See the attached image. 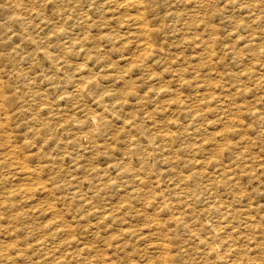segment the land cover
Masks as SVG:
<instances>
[{"label":"rangeland","instance_id":"obj_1","mask_svg":"<svg viewBox=\"0 0 264 264\" xmlns=\"http://www.w3.org/2000/svg\"><path fill=\"white\" fill-rule=\"evenodd\" d=\"M31 1H0V264H264V0Z\"/></svg>","mask_w":264,"mask_h":264},{"label":"bare ground","instance_id":"obj_2","mask_svg":"<svg viewBox=\"0 0 264 264\" xmlns=\"http://www.w3.org/2000/svg\"><path fill=\"white\" fill-rule=\"evenodd\" d=\"M0 1H1V0H0ZM12 1L17 2V4H18V2H19V0H17V1H16V0H12ZM22 1H23V0H22ZM28 1H29V0H28ZM28 1L26 0L25 4H26ZM42 1H43V0H42ZM46 1H47V0H46ZM46 1H45V2H46ZM48 1H49V0H48ZM56 1H57V0H56ZM10 2H11V1H10ZM10 2H9V3H10ZM20 2H21V1H20ZM31 2H33V0H32ZM52 2H54V1L52 0ZM52 2H51V3H52ZM91 2H92V1H91ZM119 2H120V1H119ZM119 2H118V4H119ZM4 3H5V1H4ZM6 3H7V2H6ZM23 3H24V2H23ZM51 3H50V5L52 6ZM77 3H78V2H77ZM82 3H83V2H82ZM140 3H141V0H122V3H120V4H121L122 6H124V7H129V6H130V7H131V6H136V7H137ZM188 3H189V2H188ZM1 4H2V2H1ZM13 4H14V3H13ZM19 4H20V3H19ZM44 4H45V3H44ZM54 4H55V3H54ZM15 5H16V4H15ZM20 5H21V4H20ZM32 5H33V4H31V6H32ZM35 5H36V2H35ZM57 5H58V4H57ZM75 5H76V4H75ZM140 5H141V4H140ZM143 5H145V4L143 3ZM5 6H6V5H5ZM5 6H4V7H5ZM10 6H11V5H10ZM10 6H9V7H10ZM18 6H19V5H18ZM21 6H22V5H21ZM27 6H28V5H26L25 7H27ZM36 6H39V5H36ZM55 6H56V5H55ZM72 6H73V4H72ZM79 6H80V5H78V8H79ZM9 7H8V8H9ZM29 7H30V3H29ZM33 7H34V6H33ZM33 7H30V8H33ZM69 7H71V6H69ZM75 7H76V6H75ZM88 7H90V6H88ZM88 7H87V8H88ZM144 7H145V6H144ZM6 8H7V7H6ZM11 8H12V7H11ZM30 8H29V9H30ZM85 8H86V7H85ZM133 8H134V7H133ZM133 8H132V9H133ZM137 8H138V7H137ZM140 8H141V7H140ZM17 9H19V8H17ZM21 9H22V8H21ZM24 9H26V8H24ZM65 9H66V8H65ZM83 9H84V8H83ZM124 9H126V8H124ZM124 9H123V10H124ZM15 10H16V9H15ZM63 10H64V9H63ZM67 10L70 11V9H67ZM81 10H82V8H81ZM128 10H129V9H128ZM137 10H138V9H137ZM142 10H144V9H142ZM142 10H140V11H142ZM1 11H2V10H1ZM20 11H21V10H20ZM24 11H25V10H24ZM29 11H30V10H29ZM41 11H42V10H41ZM56 11H57V9H56ZM65 11H66V10H65ZM71 11H72V13H73V12H75L76 10H75V11L71 10ZM85 11H86V10H85ZM126 11H127V9H126ZM138 11H139V10H138ZM7 12H8V11H7ZM18 12H19V11H18ZM18 12H17V13H18ZM32 12H33V10H32L31 12H29V13H32ZM49 12H50V11H49ZM62 12H63V11H62ZM66 12H67V11H66ZM86 12H87V11H86ZM122 12H123V11H122ZM157 12H158V11H157ZM1 13H2V12H1ZM12 13H13V12H12ZM17 13H16V14H17ZM22 13H23V12H22ZM26 13H27V15H28V12H26ZM35 13H36V12H35ZM51 13H52V12H51ZM63 13H64V12H63ZM79 13H80V12H79ZM79 13H78V14H79ZM82 13H83V12H82ZM140 13H141V12H140ZM155 13H156V12H155ZM3 14H4V13H3ZM3 14H1V15H3ZM19 14H20V13H19ZM46 14H47V13H46ZM49 14H50V13H49ZM58 14H59V13H58ZM133 14H134V13H133ZM137 14H139V13H137ZM141 14H142V13H141ZM144 14H145V13H144ZM210 14H211V12H210ZM210 14H209V15H210ZM1 15H0V16H1ZM5 15H6V14H5ZM10 15H11V14H10ZM13 15H14V14H13ZM17 15H18V14H17ZM22 15H24V14H22ZM22 15H21V16H22ZM27 15H26V16H27ZM44 15H45V14H44ZM65 15H66V14H65ZM70 15H71V14H70ZM142 15H143V14H142ZM24 16H25V15H24ZM32 16H33V15H32ZM42 16H43V15H42ZM50 16H51V15H49V19H50ZM73 16H74V14H73ZM80 16H81V15H80ZM83 16H84V15H83ZM83 16H82V17H83ZM6 17H7V15H6ZM28 17L31 18L29 15H28ZM45 17H46V16H44V18H45ZM53 17H54V16H53ZM56 17H57V16H56ZM60 17H61V16H60ZM84 17H85V16H84ZM131 17H132V15H131ZM139 17H140V16H139ZM144 17H145V16H144ZM210 17H211V16H210ZM7 18H8V17H7ZM13 18H14V17H13ZM13 18H11V19H13ZM36 18H37V17H36ZM36 18H35V19H36ZM44 18H43V19H44ZM75 18H76V17H75ZM85 18H86V17H85ZM129 18H130V17H129ZM132 18H133V17H132ZM205 18H206V17H205ZM1 19H2V18H1ZM17 19H18V18H17ZM17 19H16L15 21H17V23L19 22V24H20V21H18ZM21 19H22V18H20V20H21ZM41 19H42V17H41ZM47 19H48V18H47ZM52 19H53V18H52ZM52 19H51V20H52ZM134 19H135V18H134ZM141 19H142V18H141ZM145 19H146V18H145ZM145 19H144V20H145ZM160 19H161V18H160ZM206 19H207V18H206ZM209 19H210V18H209ZM211 19H212V18H211ZM211 19H210V20H211ZM24 20H25V19H24ZM32 20H33V19H31V21H32ZM45 20H46V19H45ZM80 20H81V19H80ZM83 20H84V19H83ZM83 20H82V21H83ZM138 20H140V19H138ZM157 20H158V19H157ZM10 21H11V20H9V23H11ZM12 21H14V20H12ZM15 21H14V23H15ZM22 21H23V20H22ZM27 21H28V20H27ZM47 21H48V20H47ZM135 21H136V19H135ZM145 21H146V20H145ZM147 21H149V20H147ZM147 21H146V22H147ZM205 21H207V20H205ZM1 22H2V21H1ZM4 22H5V21H4ZM23 22H24V21H23ZM23 22H22V23H23ZM28 22H29V21H28ZM32 22H33V21H32ZM50 22H54V21H50ZM139 22H140V23H139ZM139 22H138L139 27H137V28L139 29V30H138V31H139L138 35H139L140 33H141V34H145L146 32H149V31H147L148 29L146 28V24H145L146 22H144V21H142V20L139 21ZM6 23H7V22H6ZM6 23H4V24H6ZM24 23H25V22H24ZM26 23H27V22H26ZM37 23H38V22H37ZM37 23H35V24H37ZM135 23H137V21H136ZM4 24H3V25H4ZM39 24H40V23H39ZM78 24H79V23H78ZM148 24H149V23H148ZM206 24H207V23H206ZM8 25H9V24H8ZM11 25H12V23H11ZM37 25H38V24H37ZM45 25H46V24H45ZM50 25H51V24H50ZM50 25H49V26H50ZM85 25H86V24H85ZM85 25H84V26H85ZM173 25H174V24H173ZM0 26H1V25H0ZM40 26H41V25H40ZM49 26H47V27H49ZM58 26H59V25H58ZM79 26H82L81 23H80ZM137 26H138V25H137ZM147 26L149 27V25H147ZM210 26H211V25H210ZM14 27H15V26H14ZM44 27H45V26H44ZM82 27H83V26H82ZM208 27H209V26H208ZM53 28H54V30H55L56 27H53ZM53 28H52V29H53ZM211 28H212V27H211ZM6 29H7V28H6ZM25 29H26V27H25ZM30 29H31V27H30ZM30 29H29V30H30ZM44 29H45V28H44ZM207 29H208V28H207ZM212 29H213V28H212ZM35 30H36V29H35ZM40 30H41V28H40ZM46 30H47V29H46ZM46 30H44V31H46ZM49 30H50V28H49ZM59 30H60V29H59ZM65 30H66V29H65ZM82 30H83V29H82ZM149 30H150V28H149ZM6 31H7V30H6ZM37 31H38V30H37ZM212 31H213V30H212ZM214 31H215V30H214ZM214 31H213V32H214ZM0 32H1V31H0ZM7 32H8V31H7ZM11 32H14V31L11 30ZM50 32H51V31H50ZM52 32H53V31H52ZM55 32H56V31H55ZM58 32H59V31H58ZM64 32H65V31H64ZM162 32H163V31H162ZM207 32H209V31H207ZM3 33L5 34L4 29H3ZM3 33H2V35H3ZM14 33H16V31H15ZM26 33H27V32H26ZM34 33H35V32H34ZM41 33H42V32H41ZM47 33H48V30H47ZM69 33H70V32H69ZM81 33H82V32H81ZM83 33H84V32H83ZM6 34H7V33H6ZM27 34H28V33H27ZM42 34H43V36H44V34H46V33L43 32ZM48 34H49V33H48ZM141 34H140V36H142ZM0 35H1V34H0ZM13 35H15V34H13ZM13 35H12V37H15V36H13ZM32 35H33V34H32ZM59 35H60V34H59ZM66 35H67V34H66ZM83 35H84V34H83ZM83 35H82V36H83ZM85 35H86V34H85ZM3 36H4V35H3ZM7 36H9V35L7 34ZM30 36H31V35H30ZM52 36H53V35H52ZM55 36H56V35H55ZM82 36H81V37H82ZM100 36H101V35H100ZM118 36H119V35H118ZM143 36H144V35H143ZM143 36H142L141 38H139L140 40L138 41V44H139V46H140L139 48H141V49H143V48L149 46V43H148V42H150V41H148V40L146 41V40H145L146 38L144 39ZM5 37H6V36H5ZM18 37H19V36H18ZM25 37H26V36H25ZM27 37H28V36H27ZM34 37H35V35H34ZM40 37H41V36H40ZM46 37H48V36L46 35ZM57 37H58V35H57ZM75 37H76V36H74V38H75ZM78 37H79V36H78ZM94 37H95V36H94ZM101 37H103V35H102ZM116 37H117V35H116ZM120 37H121V36H120ZM131 37H132V36H131ZM137 37H138V36H136V39H138ZM146 37H147V36H146ZM149 37H151V36H149ZM149 37H148V38H149ZM0 38H1V37H0ZM6 38H7V37H6ZM8 38H9V37H8ZM20 38H24V37L21 36ZM30 38H31V37H30ZM32 38H33V37H32ZM35 38H36V37H35ZM68 38H70V37H68ZM76 38H77V37H76ZM125 38H126V37H125ZM125 38H124V39H125ZM128 38H129V37H128ZM128 38H127L126 41H128ZM151 38H152V37H151ZM151 38H150V40H151ZM3 39H4V38H2V39H0V40H3ZM17 39H18V38H17ZM43 39H44V38H43ZM90 39H91V37H90ZM96 39H97V38H96ZM100 39H101V38H100ZM103 39H104V37H103ZM106 39H107V42H108V41H109L108 38H106ZM106 39H105V40H106ZM115 39H116V38L114 37V40H115ZM56 40H57V39H56ZM68 40H69V39H68ZM80 40L83 42L82 39H80ZM94 40H95V38H94ZM133 40H135V39H133ZM162 40H163V39H162ZM3 41H4V40H3ZM9 41H10V43H11V40H9ZM9 41H6V42L8 43ZM15 41H16V40H15ZM29 41H30V40H29ZM45 41H46V40H45ZM52 41H53V40H52ZM58 41H59V40H58ZM74 41H75V40H74ZM90 41H91V40H90ZM97 41H98V40H95V42H97ZM201 41H202V40H201ZM213 41H214V40H213ZM31 42H32V41H31ZM55 42H56V41H55ZM71 42H72V41H71ZM99 42H101V41H99ZM120 42H122V41H120ZM123 42H124V41H123ZM123 42H122V43H123ZM134 42H135V41H134ZM206 42H208V41L206 40ZM209 42H210V41H209ZM38 43H39V42H38ZM84 43H85V42H84ZM88 43H89V41H88ZM92 43H93V42H92ZM92 43H91V45H92ZM108 43H109V42H108ZM112 43H113V45H114V41H112ZM161 43H162V42H161ZM3 44H4V43H3ZM11 44H12V43H11ZM13 44H14V43H13ZM19 44H20V43H19ZM27 44H28V43H27ZM29 44H31V43H29ZM45 44H46V43H45ZM59 44H62V43H59ZM59 44H58V45H59ZM110 44H111V43H110ZM116 44H117V43H116ZM133 44H134V43H133ZM135 44H136V43H135ZM153 44H154V43H153ZM167 44H168V43H167ZM204 44H205V43H204ZM204 44H203V46H204ZM15 45H16V44H15ZM23 45H24V44H23ZM25 45H26V44H25ZM25 45H24V46H25ZM63 45H64V44H63ZM74 45H75V44H74ZM80 45H81V44H80ZM80 45H79V46H80ZM85 45H86V44H85ZM97 45H98V44H97ZM97 45H96V46H97ZM107 45H108V44H107ZM123 45H124V44H123ZM127 45H128V43H127ZM206 45H207V44H206ZM24 46H23V47H24ZM26 46H27V45H26ZM29 46H30V45H29ZM53 46H54V44H53ZM60 46H61V45H60ZM86 46H87L88 48L90 47V45H89V46L86 45ZM121 46H122V45H121ZM121 46H119V47L121 48ZM137 46H138V45H137ZM137 46H135V47H137ZM153 46H154V45H153ZM160 46H161V45H160ZM211 46H212V45H211ZM61 47H62V46H61ZM70 47H71V46H70ZM84 47H85V46H84ZM87 47H85V48H87ZM91 47H92V46H91ZM97 47H98V46H97ZM99 47H100V45H99ZM102 47H103V46H102ZM131 47H132V46H131ZM150 47H151V46H150ZM150 47H149V48H150ZM185 47H186V46H185ZM207 47H208V46H206L205 48H207ZM14 48H15V47H14ZM33 48H34V47H33ZM43 48H44V47H43ZM57 48H58V47H57ZM71 48H72V47H71ZM93 48H94V49H97V48H95L94 46H93ZM123 48H124V47H123ZM147 48H148V47H147ZM161 48H162V47H161ZM161 48L158 49V50H161ZM165 48H166V47H165ZM165 48H164V49H165ZM199 48H200V47H199ZM209 48H210V47H209ZM209 48H208V49H209ZM19 49H20V48H19ZM31 49H32V48H31ZM47 49H48V47H47ZM61 49H63V47H62ZM90 49H91V48H90ZM98 49H99V48H98ZM134 49H135V48H134ZM162 49H163V48H162ZM197 49H198V48H197ZM28 50H29V49H28ZM28 50H27V51H28ZM35 50H36V49H35ZM56 50H57V49H56ZM64 50H65V49H64ZM81 50H82V49H81ZM87 50H88V49H87ZM87 50L85 49V51H87ZM121 50H122V49H121ZM130 50H131V49H130ZM139 50H140V49H139ZM199 50H200V49H199ZM203 50H207V49H203ZM203 50H201V51H203ZM18 51H19V50H18ZM27 51H26V52H27ZM32 51H33V50H32ZM32 51H31V52H32ZM38 51H39V50H38ZM42 51H43V50H41V52H42ZM58 51H59V49H58ZM68 51H69V50H68ZM73 51H74V50H73ZM76 51H77V50H76ZM95 51H96V50H95ZM97 51H98V50H97ZM107 51H108V50H107ZM140 51H141V50H140ZM151 51H152V49H151ZM163 51H164V50H163ZM163 51H162V52H163ZM33 52H34V51H33ZM46 52H47V51H46ZM80 52H81V51H79L78 53H80ZM105 52H106V50H105L102 54H105ZM130 52H131V51H130ZM146 52H147V51H146ZM205 52H206V51H205ZM208 52H209V51H208ZM211 52H212V51H211ZM35 53H36V52H35ZM57 53H58V52H57ZM62 53H64V52H62ZM66 53H69V52H66ZM71 53H72V52H71ZM75 53L77 54V52H75ZM100 53H101V52H100ZM107 53H108V52H107ZM128 53H129V52H128ZM155 53H156V51H155ZM157 53H158V52H157ZM160 53H161V52H160ZM160 53H159V54H160ZM230 53L233 54L232 52H230ZM235 53H237V52L235 51ZM28 54H29V53H28ZM43 54H45V53H43ZM43 54H42V55H43ZM47 54H48V53H47ZM49 54H50V53H49ZM55 54H56V53H55ZM73 54H74V53H73ZM87 54H88V53H87ZM87 54H86L85 52H84V54H83V55L86 56L85 59H87V57H88L89 55H92L91 52L88 54V56H87ZM116 54H117V53H116ZM119 54H121V53H119ZM131 54H133V53H131ZM131 54H130V55H131ZM134 54H135V53H134ZM141 54H142V53H141ZM144 54H145V53H144ZM159 54H158V56H159ZM25 55H26V54H25ZM32 55L35 56L34 53H33ZM53 55H54V54H53ZM56 55H57V54H56ZM64 55H65V54H64ZM152 55H153V54H152ZM206 55H207V54H206ZM28 56H29V55H27V58H28ZM33 56H32V57H33ZM36 56H37V54H36ZM43 56H44V55H43ZM54 56H55V55H54ZM73 56H74V55H73ZM75 56H76V55H75ZM81 56H82V55H81ZM98 56H99V55H98ZM107 56L109 57L110 54L108 53ZM116 56H117V55H116ZM122 56H123V55H122ZM125 56L127 57V52H126ZM131 56H132V55H131ZM139 56H140V55H139ZM147 56H148V55H147ZM161 56H162V55H161ZM164 56H165V55H164ZM209 56H210V55H209ZM9 57H11V56H9ZM13 57H14V56H13ZM13 57H12V58H13ZM20 57H21V56H20ZM46 57H47V56H45V58H46ZM48 57H49V56H48ZM50 57H52V55H51ZM77 57H78V56H77ZM89 57H90V56H89ZM99 57H100V56H99ZM104 57H105V56H104ZM129 57H130V56H129ZM143 57H144V56H143ZM153 57H154V56H153ZM155 57H156V56H155ZM159 57H160V56H159ZM159 57H158V58H159ZM176 57H177V56H176ZM176 57H175V58H176ZM182 57H183V56H182ZM182 57H181V58H182ZM205 57H206V56H205ZM25 58H26V57H25ZM33 58H34V57H33ZM37 58H39V57H37ZM53 58H54V57H53ZM55 58H56V60L58 59V57H55ZM66 58H67V57H66ZM66 58H64L65 61H66ZM68 58H69V57H68ZM75 58H76V57H75ZM94 58H95V57H94ZM102 58H103V56H102ZM119 58H120V57H119ZM123 58H124V57H123ZM136 58H137V57H136ZM138 58H139V57H138ZM158 58H156V59H158ZM162 58H163V56H162ZM207 58H208V57H207ZM18 59H19V58H18ZM18 59L16 58V62L20 61V59H19V60H18ZM62 59H63V58H61V60H62ZM69 59H70V58H69ZM100 59H101V58H100ZM107 59H108V58H107ZM130 59H132V58H130ZM139 59H140V58H139ZM144 59H145V58H144ZM8 60H9V58H8ZM17 60H18V61H17ZM21 60H22V57H21ZM45 60H46V59H45ZM87 60H88V59H87ZM96 60H98V59H96ZM112 60H113V59H112ZM135 60H136V59H135ZM184 60H185V58H184ZM211 60H212V59H211ZM9 61H10V60H9ZM14 61H15V59H14ZM27 61H28V60H27ZM36 61H37V60H36ZM40 61H41V60H40ZM42 61H44V60H42ZM52 61H53V60H52ZM84 61H85V60H84ZM104 61H105V60H104ZM124 61H125V59H124ZM124 61H123V63H124ZM126 61H127V59H126ZM138 61H139V60H138ZM138 61H137V62H138ZM159 61H161V60H159ZM177 61H178V60H177ZM177 61H176V62H177ZM208 61H210V60H208ZM12 62H13V61H12ZM55 62H56V61H55ZM67 62H68V59H67ZM81 62H82V61H81ZM86 62H88V61H86ZM100 62H101V61H100ZM106 62H107V61H106ZM129 62H131V61L129 60ZM137 62H135V63H137ZM142 62H143V60H142ZM142 62H141V63H142ZM153 62H154V61H153ZM157 62H158V60H157ZM182 62H183V61H182ZM188 62H189V61H188ZM52 63H53V62H52ZM71 63H72V61H71ZM79 63H80V62H79ZM102 63H103V62H102ZM102 63H100V65H101ZM132 63H133V61H132ZM144 63H145V62H144ZM148 63H149V62H148ZM170 63H171V62H170ZM177 63H178V62H177ZM179 63H181V62L179 61ZM13 64H14V63H13ZM83 64H84V63H83ZM94 64H95V61H94ZM97 64H98V65H97ZM97 64H95V65L99 66V63H97ZM109 64H110V62H109ZM124 64H126V66H127V63H126V62H125ZM129 64H130V63H129ZM129 64H128V65H129ZM139 64H140V62H139ZM173 64H175V63H173ZM181 64H182V63H181ZM183 64H184V63H183ZM14 65H15V64H14ZM52 65H53V64H52ZM76 65L81 66V64H76ZM103 65H104V64H103ZM107 65H108V63H107ZM107 65H106V66H107ZM136 65H137V64H136ZM140 65H141V64H140ZM142 65H144V64H142ZM142 65H141V66H142ZM146 65H149V64L145 63V66H142V67H145V68H146ZM151 65H152V64H151ZM176 65H177V64H176ZM15 66H16V65H15ZM56 66H58V65H56ZM85 66H86V64H85ZM85 66H84V67H85ZM87 66H88V65H87ZM90 66H91V65H90ZM108 66H109V65H108ZM110 66H111V65H110ZM134 66H135V65H134ZM149 66H150V65H149ZM149 66H148V67H149ZM178 66H179V65H178ZM185 66H186V65H184V67H185ZM48 67H49V66H48ZM103 67H104V66H103ZM103 67H102V68H103ZM116 67H118V66H116ZM120 67H121V66H120ZM120 67H119V68H120ZM137 67H138V66H137ZM137 67H136V68H137ZM148 67H147V68H148ZM15 68H16V67H15ZM15 68H14V69H15ZM21 68H22V67H21ZM54 68H55V67H54ZM64 68H65V67H64ZM74 68H75V67H74ZM77 68H78V67H77ZM86 68H87V67H86ZM88 68H89V69H90V68L92 69L93 67H89V66H88ZM112 68H113V67H112ZM129 68H130V65H129ZM129 68H128V69H129ZM147 68H146V69H147ZM150 68H151V66H150ZM172 68H173V66H172ZM177 68H178V67H177ZM19 69H20V68H19ZM58 69H59V68H58ZM58 69L56 68V70H58ZM80 69H81V67L78 69L79 72L81 73ZM122 69H123V68H122ZM180 69H181V65H180ZM187 69H188V68H187ZM15 70H16V69H15ZM56 70H55V71H56ZM59 70H60V69H59ZM74 70L76 71V69H74ZM74 70H73V72H74ZM92 70H93V69H92ZM114 70H115V69H114ZM114 70H113V71H114ZM117 70H119V69H117ZM117 70H116V71H117ZM133 70H134V69H133ZM148 70H149V69H148ZM171 70H172V69H171ZM173 70H174V69H173ZM183 70H184V73H185V69H184V68H183ZM21 71H22V69H21ZM55 71H54V72H55ZM62 71H63V70H61V72H62ZM102 71H104V70H102ZM121 71H122V70H121ZM134 71H135V70H134ZM138 71H139V69H138ZM143 71H144V69H142V72H143ZM179 71H180V70H179ZM181 71H182V70H181ZM181 71H180V73H181ZM18 72H19V71H18ZM22 72H24V71H22ZM25 72H27V71H25ZM52 72H53V70H52ZM52 72H51V73H52ZM58 72H59V71H58ZM76 72H77V71H76ZM117 72H118V71H117ZM123 72H124V70H123ZM125 72H126V71H125ZM142 72H140V74H141ZM174 72L177 73V71H174ZM14 73H15V72H14ZM51 73H50V74H51ZM55 73H56V72H55ZM80 73H79V74H80ZM85 73H86V71H85ZM89 73H91L90 70H89L88 74H89ZM105 73H106V72H105ZM130 73H131V72H130ZM135 73H136V72H135ZM146 73H147V72H146ZM150 73H151V72H150ZM180 73H179V74H180ZM16 74H17V72H16ZM24 74H25V73H24ZM53 74H54V73H53ZM65 74H66V72H65ZM70 74L72 75V73L69 72V75H70ZM79 74H78V75H79ZM82 74H84V73H82ZM88 74H87V75H88ZM93 74H94V73H93ZM95 74H96V73H95ZM97 74H98V71H97ZM155 74H156V73H155ZM171 74H172V73H171ZM179 74H177V75L179 76ZM21 75H22V74H21ZM55 75L57 76V74H55ZM55 75H54V76H55ZM73 75H75V74H73ZM84 75H85V74H84ZM89 75H90V74H89ZM89 75H88V76H89ZM119 75H120V74H119ZM24 76H25V75H24ZM32 76H33V75H32ZM51 76H52V75H51ZM54 76H53V77H54ZM95 76H97V75H95ZM100 76H102V74H101ZM115 76H116V75H115ZM120 76H121V75H120ZM120 76L117 75L115 78L120 77ZM171 76H172V75H171ZM22 77H23V76H22ZM25 77H26V76H25ZM29 77H30V76H29ZM58 77L60 78V77H62V75H61V76H58ZM69 77H70V76H69ZM72 77H73V76H72ZM75 77H77V76H75ZM84 77H87V76H84ZM90 77H91V76H90ZM103 77H104V76H103ZM122 77H123V76H122ZM128 77H129V76H128ZM141 77H142V76H141ZM158 77H159V76H158ZM180 77H181V76H180ZM180 77H179V79H180ZM183 77H184V76H183ZM221 77H222V76H221ZM55 78H56V77H55ZM66 78H67V77H66ZM78 78H79V77H78ZM88 78H89V77H88ZM88 78H86V79H88ZM95 78H96V77H95ZM130 78H133V76H131ZM130 78H129V80H132V79H130ZM145 78H146V77H145ZM156 78H157V77H156ZM171 78H172V77H171ZM28 79H29V78H28ZM60 79H61V78H60ZM73 79H75V78H73ZM76 79H77V78H76ZM117 79H119V78H117ZM123 79H124V81H125L126 78H123ZM149 79H150V78H149ZM173 79H174V78H173ZM175 79H177V78H175ZM62 80H64V79H62ZM65 80H66V79H65ZM81 80H82V78L80 79V81H81ZM102 80H103V79H102ZM121 80H122V79H121ZM180 80H181V79H180ZM211 80H212V79H211ZM21 81H22V80H21ZM26 81H27V78H26ZM67 81H68V80H67ZM77 81H78V80H77ZM83 81H84V79H83ZM85 81H87V80H85ZM105 81H106V80H105ZM111 81H112V80H111ZM113 81H115V80H113ZM147 81H148V80H147ZM169 81H170V80H169ZM177 81L179 82L178 79H177ZM1 82H2V80H1ZM24 82H25V81H24ZM27 82H29V81H27ZM27 82H26V83H27ZM70 82H72V81H70ZM75 82H76V81H75ZM87 82H88V81H87ZM87 82H86V84H87ZM91 82H92V81H91ZM97 82H98V81H97ZM107 82H108V81H107ZM133 82H134V81H133ZM178 82H176V83H178ZM182 82H183V79H182ZM212 82H214V81L212 80ZM215 82H216V81H215ZM58 83H59V82H58ZM73 83H74V82H73ZM84 83H85V82H84ZM115 83H116V82H115ZM122 83H123V82H122ZM126 83H127V81H126ZM131 83H132V81H130V84H131ZM179 83H180V82H179ZM218 83H219V82H218ZM218 83H217V84H218ZM0 84H1V83H0ZM21 84H22V83H21ZM24 84H25V83H24ZM24 84H22V85H24ZM79 84H80V83H79ZM79 84L76 86V89H78V90L80 89V90H81L82 87H81V85H79ZM93 84H94V83H93ZM102 84H103V83H102ZM133 84H134V83H133ZM167 84H168V83H167ZM207 84H209V83H207ZM222 84H223V83H222ZM7 85H8V84H7ZM95 85H97V84H95ZM95 85H94V86H95ZM99 85H100V84H99ZM108 85H109V84H108ZM110 85H111V84H110ZM112 85H113V84H112ZM121 85H122V84H121ZM172 85H174V82H173V84L171 83V86H172ZM203 85H204V84H203ZM203 85H202V86H203ZM211 85H212V84H211ZM28 86H29V85H28ZM28 86H27V87H28ZM65 86H66V84L64 85V87H65ZM97 86H98V85H97ZM104 86H105V85H104ZM113 86H114V85H113ZM119 86H120V85H119ZM119 86H118V87H119ZM124 86H125V84L122 85V87H124ZM128 86H129V85H128ZM133 86H134V85H133ZM162 86H163V85H162ZM165 86H166V85H165ZM165 86H163V87H165ZM174 86H175V85H174ZM176 86H177V85H176ZM176 86H175V88H176ZM208 86H209V85H208ZM2 87H3V86H2ZM29 87H30V86H29ZM92 87H93V86H92ZM102 87H103V85H102ZM122 87H121V88H122ZM125 87H126V86H125ZM130 87H131V86H130ZM163 87H162V88H163ZM166 87H167V86H166ZM209 87H210V86H209ZM214 87H215V86H214ZM111 88H112V87H111ZM126 88H127V87H126ZM128 88H129V87H128ZM170 88H171V87H170ZM175 88H174V89H175ZM202 88H203V87H202ZM215 88H216V87H215ZM1 89H2V88H1ZM65 89H66V88H65ZM76 89H75V90H76ZM84 89H85V88H84ZM96 89H97V88H96V86H95V91H96ZM98 89H99V88H98ZM112 89H113V88H112ZM112 89H111V90H112ZM167 89H169V87H168ZM178 89H179V88H178ZM200 89H201V88H200ZM200 89H199V91H201ZM204 89H205V88H204ZM209 89H212V88H209ZM209 89H207V90H209ZM213 89H214V88H213ZM78 90H77V92H76V95H77V93H78ZM90 90H93V89H90ZM102 90H103V89H102ZM119 90H120V89H119ZM119 90H117V91H119ZM121 90H122V89H121ZM125 90H126V89H125ZM133 90H134V89H133ZM146 90H147V89H146ZM156 90H159V87H158V89H156ZM172 90H173V88H172ZM214 90H215V89H214ZM217 90H218V88H217ZM67 91H69V90H67ZM70 91H71V90H70ZM87 91H88V90H87ZM97 91H98V90H97ZM99 91H100V90H99ZM107 91H108V90H107ZM168 91H170V90H168ZM178 91H179V90H178ZM178 91H177V92H178ZM205 91H206V90H204V92H205ZM211 91H213V90H211ZM32 92H33V91H32ZM79 92H80V91H79ZM81 92H84V91L82 90ZM85 92H86V91H85ZM104 92H105V91H104ZM108 92H109V91H108ZM123 92H124V91H123ZM125 92H126V91H125ZM134 92H135V91H134ZM162 92H163V91H162ZM174 92H176V89H175ZM181 92H182V91H181ZM206 92H207V91H206ZM206 92H205V93H206ZM208 92H209V91H208ZM213 92H214V91H213ZM216 92H217V91H216ZM0 93H2V92H0ZM66 93H67V92H66ZM70 93H71V92H70ZM102 93H103V92H102ZM105 93H106V92H105ZM112 93H113V92H111V94H112ZM118 93H119V92H118ZM179 93H180V92H179ZM179 93H178V94H179ZM214 93H215V92H214ZM225 93H226V92H224V94H225ZM68 94H69V92H68ZM78 94H79V93H78ZM82 94H83V93H82ZM90 94H91V93H90ZM96 94H97L96 96L99 95L98 92H97ZM108 94H110V93H108ZM181 94H183V93H181ZM181 94H180V96H181ZM199 94H201V92H200ZM202 94H203V91H202ZM210 94H211V93H210ZM71 95H72V94H71ZM91 95H92V94H91ZM91 95H89V96L91 97ZM166 95H168V94H166ZM175 95H176V93H175ZM212 95H213V93H212ZM214 95H215L214 97H216V98L218 97V96H217L218 93H217V95H216V93H215ZM78 96H79V95H78ZM83 96H84V95H83ZM99 96H100V95H99ZM106 96H108V95H106ZM117 96H118V95H117ZM120 96H121V95H119L118 99L120 98ZM126 96H128V94H127ZM169 96H170V94H169ZM169 96H168V97H169ZM173 96H174V95H173ZM184 96H185V95H184ZM206 96H210V95H206ZM206 96H205V97H206ZM219 96H220V95H219ZM75 97H76V96H75ZM80 97H81V96H80ZM94 97H95V96H94ZM101 97H103V94H102V96L99 97V98L102 100ZM114 97H115V96H114ZM142 97H144V95H143ZM142 97H141V98H142ZM155 97H156V96H155ZM164 97H165V96H164ZM178 97H179V96H178ZM200 97H202V95H201ZM200 97H199V98H200ZM203 97H204V96H203ZM203 97H202V98H203ZM212 97H213V96H212ZM214 97H213V98H214ZM72 98H73V96H72ZM159 98H160V97H159ZM169 98H171V96H170ZM176 98H177V97H176ZM180 98H181V97H180ZM188 98H189V97H188ZM191 98H192V97H191ZM191 98L188 99V100H191V101H192L193 99H191ZM195 98H196V97H195ZM208 98H209V97H208ZM218 98H219V97H218ZM223 98H224V97H223ZM223 98H222V99H223ZM76 99H77V98H76ZM96 99H97V98H96ZM105 99H106V98H105ZM121 99L123 100L124 98H121ZM121 99H120V101H121ZM125 99H127V97H125ZM142 99H143V98H142ZM144 99H145V98H144ZM174 99H175V98H174ZM186 99H187V97H186ZM197 99H198V98H197ZM222 99H221V102H224V101H222ZM226 99H227V98H226ZM226 99H225V100H226ZM86 100H87V99H86ZM88 100H89V99H88ZM94 100H95V99H94ZM94 100H93V101H94ZM97 100H99V99H97ZM114 100L116 101V99H114ZM171 100H173V98H172ZM177 100H178V98H177ZM213 100H214V99H213ZM219 100H220V99H219ZM90 101H91V100H90ZM102 101H103V100H102ZM108 101H109V100H108ZM112 101H113V100H112ZM118 101H119V100H118ZM144 101H145V100H144ZM144 101H143V102H144ZM163 101H164V100H163ZM165 101H166V100H165ZM167 101H168V100H167ZM174 101H176V100H174ZM178 101H179V100H178ZM180 101H181V100H180ZM183 101H184V99H183ZM183 101H182V102H183ZM195 101H196V100H195ZM199 101H201V100H199ZM215 101H216V100H215ZM217 101H218V100H217ZM77 102H78V100H77ZM80 102H81V101H80ZM97 102H98V101H97ZM105 102H106V101H105ZM133 102H134V101H133ZM145 102H146V101H145ZM145 102H144V103H145ZM161 102H162V101H161ZM221 102H220V103H221ZM0 103H1V102H0ZM88 103H89V102H88ZM101 103H102V102H101ZM101 103H100V104H101ZM122 103H123V102H122ZM166 103H167V102H166ZM166 103H165V105H166ZM172 103H173V102H172ZM185 103H186V102H185ZM190 103H191V102H190ZM198 103H199V102H198ZM220 103H219V104H220ZM97 104H99V103H97ZM104 104H106V103H104ZM104 104H103V105H104ZM108 104H109V103H108ZM110 104H111V103H110ZM167 104H168V103H167ZM169 104H170V102H169ZM176 104H177V103H176ZM222 104H223V103H222ZM87 105H88V104H87ZM90 105H91V104H90ZM101 105H102V104H101ZM121 105H122V104H121ZM144 105H145V104H144ZM165 105H164V106H165ZM178 105H179V104H178ZM185 105H186V104H185ZM192 105H193V102H192ZM192 105H191V107L193 108ZM205 105H206V104H205ZM205 105H204V106H205ZM220 105H221V104H220ZM85 106H86V105H85ZM95 106H96V105H95ZM111 106H112V104H111ZM168 106H169V105H168ZM176 106H177V105H176ZM197 106H198V105H196V107H197ZM199 106H200V105H199ZM199 106H198V107H199ZM98 107H99V106H98ZM101 107H102V106H101ZM189 107H190V106H189ZM196 107H195V108H196ZM217 107H218V106H217ZM89 108H90V106H89ZM127 108H128V107H127ZM134 108H135V107H134ZM146 108H147V107H146ZM168 108H169V107H168ZM174 108H175V107H174ZM218 108H219V107H218ZM224 108H225V107H224ZM224 108L222 107V109H224ZM226 108L229 109V104H228V106H227ZM230 108H231V107H230ZM86 109H87V108H86ZM90 109H91V108H90ZM99 109H100V108H99ZM109 109H110V108H109ZM109 109H108V110H109ZM179 109H180V108H179ZM186 109H187V107H186ZM201 109H202V108H201ZM101 110H102V109H101ZM101 110H100V114H101ZM103 110H104V107H103ZM117 110H118V109H117ZM120 110H121V109H120ZM180 110H181V109H180ZM190 110H192V109H190ZM197 110H198V109H197ZM199 110H200V109H199ZM224 110H225V109H224ZM224 110H223V111H224ZM143 111H144V110H143ZM148 111H149V110H148ZM183 111H185V110H183ZM227 111H228V110H226V112H227ZM229 111H230V110H229ZM93 112H94V111H93ZM112 112H113V111H112ZM145 112H146V110H145ZM193 112L195 113V110H194ZM106 113H107V112H106ZM108 113H110V112L108 111ZM115 113H116V111L114 112V114H115ZM132 113H134V112H132ZM222 113H223V112H222ZM6 114H7V113H6ZM6 114H5V115H6ZM90 114H91V113H90ZM93 114H94V113H93ZM100 114H99V115H100ZM118 114H119V113H118ZM130 114H131V113H130ZM146 114H147V113H146ZM150 114H151V113H150ZM191 114H192V113H191ZM102 115H103V114H102ZM110 115L113 116V114H110ZM134 115H135V114H134ZM134 115L131 114V117H134ZM227 115H228V114H227ZM1 116H2V115H1ZM87 116L89 117V115H87ZM103 116H106V115H103ZM141 116H142V115H141ZM141 116H140V117H141ZM4 117H5V116H4ZM78 117H79V116H78ZM90 117H91V115H90ZM116 117H117V116H116ZM131 117H130V118H131ZM2 118H3V117H2ZM86 118H87V117H86ZM86 118H85V119L83 118V119H84L85 121H87L88 118H87V119H86ZM95 118H98V117H95ZM100 118H102V116H101ZM100 118H99V119H100ZM106 118H107V117H106ZM106 118H105V120H106ZM122 118H123V117H122ZM128 118H129V117H128ZM76 119H78V118H76ZM76 119H75V120H76ZM118 119H119V118H118ZM120 119H121V118H120ZM1 120H2V119H1ZM71 120H72V119H71ZM90 120H91V119H90ZM77 121H80V123H81L82 120L79 119V120H77ZM106 121H107V120H106ZM138 121H139V120H138ZM71 122H73V121H71ZM92 122H93V120H92ZM97 122H98V121H97ZM97 122H96V123H97ZM124 122H125V121H124ZM139 122H140V121H139ZM69 123H70V122H69ZM83 123H84V122H83ZM89 123H90V122H89ZM94 123H95V122H93V124H94ZM99 123H100V124H103L104 122L101 123V122L99 121ZM122 123H123V121H122ZM167 123H168V121L166 122V124H167ZM170 123H171V122H170ZM0 124H1V123H0ZM93 124H91V125L93 126ZM116 124H117V123H116ZM125 124H126V122H125ZM81 125H82V123H81ZM84 125H85V124H84ZM88 125H90V124H88ZM112 125H113V124H112ZM123 125H124V124H123ZM127 125H128V124H127ZM140 125H141V124H140ZM161 125H162V124H161ZM161 125H160V127H161ZM164 125H165V124H164ZM92 126H90V127H92ZM102 126H103V125H102ZM104 126H105V125H104ZM130 126H131V125H130ZM165 126H166V125H165ZM165 126H163V127H165ZM167 126H169V125H167ZM81 127H82V126H81ZM85 127H86V126H85ZM97 127H98V126H97ZM97 127H96V128H97ZM108 127H109V125H108ZM83 128H84V126H83ZM96 128H95V129H96ZM123 128H125V127H123ZM126 128H127V127H126ZM136 128H137V127H136ZM138 128H139V127H138ZM90 129H91V128H90ZM98 129H99V128H98ZM134 129H135V128H134ZM0 130H1V129H0ZM101 130H102V129H101ZM140 130H141V129H140ZM158 130H159V129H158ZM165 130H168L167 127H166ZM163 131H164V130H163ZM88 132H89V131H88ZM130 132H131V131H130ZM149 132H150V131H149ZM97 133H98V132H97ZM111 133H112V132H111ZM117 133H118V132H117ZM117 133H116V134H117ZM165 133H166V132H165ZM100 134H101V133H100ZM116 134H115V135H116ZM157 134H158V133H157ZM167 134H169V132H168ZM167 134L164 135V133H163V136H166ZM171 134H173L172 131H171ZM171 134L168 135V136H171ZM96 135H97V134H96ZM130 135H132V134H130ZM159 135H160V134H159ZM141 136L143 137V135H141ZM141 136H140V137H141ZM144 136H145V135H144ZM163 136H162L161 138H163ZM90 137H92V135H91ZM132 137H133V136H132ZM172 137H173V136H172ZM88 138H89V137H88ZM129 138H130V137H129ZM134 138H135V137H134ZM156 138H158V137H156ZM161 138H160V139H161ZM168 138H169V137H168ZM170 138H171V137H170ZM131 139H132V138H131ZM165 139H166V138H165ZM144 140H146V139L144 138ZM161 140H163V139H161ZM170 140H171V139H170ZM130 141H131V140H130ZM133 141H134V139H133ZM147 141H148V140H147ZM139 142H140V141H139ZM148 142H149V141H148ZM164 142H165V141H164ZM0 143H1V142H0ZM128 144H129V143H128ZM150 144L152 145V143H149V145H150ZM0 146H1V145H0ZM122 146H123V145H122ZM129 146H130V144H129ZM129 146H128V147H129ZM124 147H126V146H124ZM146 147H147V146H146ZM151 148H152V147H151ZM145 149H146V148H145ZM147 149H148V148H147ZM13 150H14V149H13ZM122 150H124V148H123ZM126 150H127V149H126ZM128 150H129V149H128ZM128 150H127V151H128ZM148 150H149V149H148ZM0 151H1V150H0ZM141 151H142V150H141ZM154 151H155V149H154ZM12 152H13V151H12ZM128 152H129V151H128ZM135 152H136V151H135ZM144 152H145V151H144ZM13 153H14V152H13ZM15 153H16V152H15ZM130 153H131V152H130ZM130 153H129L127 156H129ZM133 153H134V152H133ZM11 154H12V153H11ZM11 154H10V155H11ZM116 154H117V153H116ZM134 154H135V153H134ZM145 154H148V156H149V152H148V153H145ZM10 155H9V156H10ZM17 155H18V154H17ZM17 155H16V156L11 155V156H13V158L19 160V159H18L19 157L17 158ZM121 155H122V154H121ZM143 155H144V154H143ZM145 156H146V155H145ZM136 157H137V156H136ZM138 157H139V156H138ZM138 157H137V158H138ZM13 158H12L11 160H13ZM21 158H22V157H21ZM74 158H75V157H74ZM123 158H125V156H123ZM146 158H147V157H146ZM151 158H152V157H151ZM24 159H25V158H24ZM120 159H121V158H120ZM142 159H144V156L142 157ZM148 159H149V158H148ZM21 160H22V159H21ZM21 160H20V161H21ZM123 160H124V159H122V161H123ZM24 161H25V160H24ZM118 161H119V160H118ZM118 161H117V162H118ZM120 161H121V160H120ZM147 161H148V160H147ZM14 162H17V161L14 160ZM26 162H27V161H26ZM22 163H24V162H22ZM146 163H147V162H146ZM24 164H25V163H24ZM21 165H23V164H21ZM121 165H122V164H121ZM17 166H18V165H17ZM17 166H16V167H17ZM122 166H123V165H122ZM0 167H1V164H0ZM120 167H121V166H120ZM248 167H249V166H248ZM248 167H247V168H248ZM18 168H20V167L18 166ZM25 168H26V167H25ZM26 169H28V167H27ZM138 169H139V168H138ZM138 169H137V170H138ZM146 169H147V168H146ZM146 169H144V170H146ZM251 169H252V168L250 167V171H251ZM135 170H136V169H135ZM247 170H248V169H247ZM253 170H254V168H253ZM20 171H21V170H20ZM24 171H25V170H24ZM132 171H133V170H132ZM132 171H131V173H132ZM148 171H149V170H148ZM148 171H147V175H148ZM22 172H23V170H22ZM29 172H30V171H29ZM34 172H35V171H34ZM136 172H138V171H136ZM145 172H146V171H145ZM20 173H21V172H20ZM27 173H28V172H27ZM27 173H26V174H27ZM30 173H31V172H30ZM32 173H33V172H32ZM32 173H31V174H32ZM35 173H36V172H35ZM149 173H150V172H149ZM23 174H24V173H23ZM31 174H30V175H31ZM134 174L136 175L135 171H134ZM137 175H138V174H137ZM140 175H141V174H140ZM24 176H28V174H27V175H23V177H24ZM35 176H36V175H35ZM31 177H34V174H33V176H31ZM31 177H30V179H31ZM144 177H145V176H144ZM24 178H25V177H24ZM135 178H136V176L134 177V179H135ZM134 179H133V180H134ZM148 179H149V177H148ZM23 180H24V179H23ZM25 180H26V179H25ZM26 181H27V180H26ZM32 181H33V178H32ZM146 181H147V180H146ZM149 181H150V180H149ZM133 182H134V181H133ZM76 183H77V182H76ZM134 183H135V182H134ZM148 183H149V182H148ZM30 184H32V183H30ZM0 185H1V184H0ZM121 185H123V184H121ZM147 185H148V184H147ZM80 186H81V185L79 184V187H80ZM35 188H36V187H35ZM36 189H37V188H36ZM76 189H77V187H76ZM43 190H44V189H43ZM43 190H41V191L43 192ZM74 190H75V189H74ZM80 190H82V188H81ZM80 190H79V191H80ZM33 192H34V191H33ZM38 192H39V191H38ZM70 192H73V191H70ZM40 193H41V192H40ZM43 193H44V192H43ZM81 194H82V192H81ZM45 195H46V194H45ZM71 195H72V194H71ZM79 195H80V194H79ZM80 196H81V195H80ZM47 198H49V197H47ZM81 198H82V196H81ZM85 198H86V197H85ZM85 198H84V200H85ZM49 199H50V198H49ZM45 200H48V199H45ZM84 200H83V201H84ZM87 200H88V199H87ZM87 200H86V201H87ZM50 201H51V200H50ZM50 201H49V202H50ZM43 202H44V201H43ZM43 202H42V203H43ZM84 202H85V201H84ZM44 203H46V202H44ZM47 203H48V202H47ZM53 204H54V203H53ZM41 205H42V204H41ZM49 205H50V204H49ZM49 205H48V206H49ZM46 206H47V205H46ZM51 206H52V205H51ZM42 207H43V206H42ZM49 207H50V206H49ZM52 207H53V206H52ZM40 208H41V207H40ZM44 208H45V207H44ZM46 208H47V207H46ZM56 208H58V207H56ZM45 210H46V209H45ZM58 210H59V209H58ZM46 211H47V210H46ZM46 211H45V213H46ZM57 212H58V211H57ZM54 214H55V213H54ZM57 214H58V213H57ZM52 217H56V216L53 215ZM57 217H58V216H57ZM60 217H61V216H60ZM60 217H59V218H60ZM50 218H51V217H50ZM59 218H58V219H59ZM61 218H62V217H61ZM53 220H54V218H53ZM58 221H59V220H58ZM54 222H55V221H54ZM71 224H73V223H71ZM72 226H73V225H72ZM68 227H71V226H68ZM52 238H53V237H52ZM54 238H55V237H54ZM50 244H51V243H50ZM161 259H162V258H161ZM163 259H164V258H163Z\"/></svg>","mask_w":264,"mask_h":264}]
</instances>
